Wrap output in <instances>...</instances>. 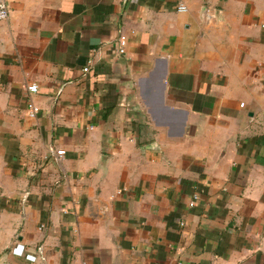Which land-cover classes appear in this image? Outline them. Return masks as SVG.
<instances>
[{
    "label": "crops",
    "instance_id": "1",
    "mask_svg": "<svg viewBox=\"0 0 264 264\" xmlns=\"http://www.w3.org/2000/svg\"><path fill=\"white\" fill-rule=\"evenodd\" d=\"M5 1L0 264H264V0Z\"/></svg>",
    "mask_w": 264,
    "mask_h": 264
},
{
    "label": "built area",
    "instance_id": "2",
    "mask_svg": "<svg viewBox=\"0 0 264 264\" xmlns=\"http://www.w3.org/2000/svg\"><path fill=\"white\" fill-rule=\"evenodd\" d=\"M186 9L187 8L185 4L183 3H180L177 6L178 11H185ZM8 15H9V8H8L6 1L0 0V21L5 20L8 17ZM116 44H117V52L119 54L124 53L125 45H126V36L123 34H120L118 38L116 39ZM87 70H88V67L83 68V71H87ZM37 89H38V86L35 82L30 83L29 85H27V88H26L27 93L29 94L36 93ZM26 103H27V108H26L27 115L30 117H34L39 111L38 106L34 102H32V100L29 97L27 98ZM63 154H64V150L62 149L55 151V156L57 157L58 160L62 158ZM191 204H193V202H191ZM42 227L43 225H41L39 228L41 229Z\"/></svg>",
    "mask_w": 264,
    "mask_h": 264
}]
</instances>
